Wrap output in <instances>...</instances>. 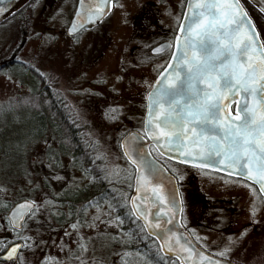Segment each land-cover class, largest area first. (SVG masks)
Returning a JSON list of instances; mask_svg holds the SVG:
<instances>
[{"label": "rangeland", "instance_id": "rangeland-1", "mask_svg": "<svg viewBox=\"0 0 264 264\" xmlns=\"http://www.w3.org/2000/svg\"><path fill=\"white\" fill-rule=\"evenodd\" d=\"M75 1L30 0L20 14L0 23V60L12 56L20 63L0 68V207L22 198L35 203L17 232L7 227V210L0 209V243L21 237L15 264H138L134 253H116L123 241L114 236L120 237L115 201H128L132 182L119 142L127 130L141 129L144 94L170 53L156 54L155 45L173 39L186 0H116L105 21L68 37ZM242 2L264 45V16ZM23 64L57 75L56 87L75 113L83 143L91 145L90 158L103 169L104 189L112 197L89 204L82 218L77 212L70 217L56 197L87 178L73 171L72 158L62 155L50 131L43 137L26 100L35 81ZM12 149L20 154L10 156ZM26 150L33 152L32 162ZM23 168H32V180L25 179ZM193 170L211 200L198 212L196 238L227 260L264 264V199L243 181H218ZM13 180L19 183L10 184Z\"/></svg>", "mask_w": 264, "mask_h": 264}, {"label": "water", "instance_id": "water-1", "mask_svg": "<svg viewBox=\"0 0 264 264\" xmlns=\"http://www.w3.org/2000/svg\"><path fill=\"white\" fill-rule=\"evenodd\" d=\"M29 1L30 0H0V9H3L2 14H0V23L21 9ZM247 1L264 15V0ZM111 2L112 0H76L74 11L66 27V33L72 36L89 26L97 24L109 11ZM195 3L214 4V16L205 12V15L200 18L199 25L193 24L192 32L189 33L187 31V26L192 24L190 16L194 14V8L192 6ZM101 9L103 11H101ZM201 11H203V9H201ZM210 23L214 24L215 27H209ZM189 36L194 41H203L204 45L200 46L198 43L196 47L189 48ZM217 43L220 44L221 48L227 46L232 49L231 56L225 57L228 62L224 64L223 67L219 66L221 61L211 58L216 55L215 46ZM245 45L248 46V51L246 56L241 57L238 53ZM157 49L161 50L162 47H155V53L159 52L156 51ZM182 51L187 54L189 63L185 64L184 68H179L177 67L176 57H179ZM206 62L211 65H216L217 67L210 71L205 70L203 72V82L197 81L196 87L211 93L209 102H213L217 96L223 97L221 100L222 107L219 112V119L215 123H217L219 127L224 128L229 125V116L227 113L230 112L232 116L236 115L237 104L242 99V95L237 96L230 107H224L228 105V97L231 93L220 87L222 84L220 73L228 72L236 78L241 79L242 82L247 81L249 83H251L252 78L258 80L261 76H264L263 43L253 20L240 0H186L183 15L174 36L170 57L144 94V129L146 132L151 133V135H149L150 140L163 156L188 164L215 169L232 176L241 177L255 184L259 192L264 196V182L257 183L254 182L253 179H249V175L258 180L259 176L264 174L259 171V169L264 167V161L256 158L258 155H262L259 152V148L264 147V137L260 135L259 131L254 132L252 135L257 147H250L248 149L245 156L247 163L244 165V168L241 169L239 165L235 164L231 167L226 166L231 153L225 152L222 153L221 157L209 158V150L215 148L217 144L226 147L225 142L220 140L219 135L213 137L210 134L211 129L206 131L203 135H200L199 128H196L195 135L189 133L183 137V152L192 153V156L186 157L180 154L175 144V136L178 132V128H165L159 125V121L163 120L165 117H176V111H173L169 107L172 99H179L182 104L188 103L191 99L196 102L197 106H203V99L199 97H190L185 81L188 69L198 68ZM210 84L214 86L212 89L208 88ZM165 86H167L168 95L165 96L164 100H162L158 106H155V112L153 114L154 105L152 101L156 98L157 91ZM247 103L250 108L255 109L257 120L264 123V120H261V117H264V103L259 102L257 97H248ZM233 104H235L234 108L232 107ZM172 107L176 108L178 106ZM195 110V108L192 109V111ZM201 111H203L202 107ZM187 119L190 118H186L185 120L184 130L186 132L188 129L193 128V125L187 123ZM150 121L151 126L149 127ZM161 132H165L168 136L173 138V147L170 148L167 145L166 136H160L159 139H152L153 135L159 136ZM136 135H138V132L132 130L123 136L121 146L125 152L130 151V146ZM161 145H163V147H161ZM221 158L224 159L225 164L216 163V160ZM241 163L243 164L244 161L242 160ZM131 204L135 212L137 207H143L145 210L143 213L145 218L141 219V221L145 228L157 239L161 252L165 255L176 257L180 264H238L207 253L195 245L191 246L182 242L173 233L155 194L144 178L137 181L135 192L131 198ZM33 208L34 203L28 198L15 201L6 213L10 225L17 230L20 229L25 217ZM156 211L160 213L159 217L153 216V213ZM155 219H159V227L155 225ZM165 221H167V223H165ZM13 247L16 248V253L21 247V242H15L9 245L2 254V257L9 259L8 253ZM169 248H171V251H169Z\"/></svg>", "mask_w": 264, "mask_h": 264}, {"label": "snow or ice", "instance_id": "snow-or-ice-1", "mask_svg": "<svg viewBox=\"0 0 264 264\" xmlns=\"http://www.w3.org/2000/svg\"><path fill=\"white\" fill-rule=\"evenodd\" d=\"M194 8V14L190 16V19L192 21V24L187 26V31L189 33L192 32V25H199L200 18L205 15V12H207L209 15L214 16L213 9L215 8L214 4H200L195 3L193 6ZM203 9V11H201ZM101 11H103L101 9ZM3 9H0V14H2ZM209 27H215L214 24L210 23ZM200 44V46L204 45L203 41L197 42L191 39V37H188V47L193 48L196 47L197 44ZM156 51H160V49H157ZM216 55L211 57L213 60L221 61L220 67H223L224 64H226L228 61L225 59L226 56H231L232 49L225 46L224 48L220 47V44H216L215 46ZM248 51V46L245 45L244 48L240 50L238 53L239 56L244 57L246 56V53ZM177 60V67L184 68L185 64L189 63L187 60V54L183 53L176 57ZM217 67L216 65L208 64L207 62L203 65H200L198 68L194 69H188L187 75H186V86L188 93L190 97H199L203 99L204 104L203 106H197L196 102L194 100H189L188 103L182 104L179 99H172L170 101L169 107L176 111V117L169 118L165 117L163 120L159 121V125H162L165 128L168 127H177L178 132L175 136V144L177 147V150L180 151L181 155H184L186 157L192 156V153H184L183 152V137L191 133L192 135H195L196 128H199L200 135H203L206 131H209L211 129L210 134L215 137L216 135L220 136V140L224 141L226 144V147H222L219 144L213 149L209 150L208 156L209 158H217L221 157L222 153H231V156L229 157L227 167H231L232 165H239L241 169L244 168V165L247 163V160L245 159V156L248 152V149L250 147L256 148V144L254 139L252 138V135L254 132L259 131L260 135L264 137V123H261L257 120V114L255 109L250 108L248 106V97H257L258 101L261 103H264V76H261L258 80L255 78H252L251 83L247 81H241V79L236 78L235 76L229 74L228 72H221L220 73V79L222 80V84L220 87L222 89L227 90L231 93V95L228 97V105H225L224 107H230L231 104L235 101L237 96L242 95V99L237 104V110L236 115L232 116L231 113H227L229 116V125L227 127L221 128L218 126L216 121L219 119V112L221 111V100L223 97L217 96L216 99L213 102H209L211 99V93L208 91H205L203 89L197 88L196 83L197 81L203 82V72L205 70L210 71L213 68ZM213 85H208L209 89H212ZM168 95L167 86L164 88H161L156 93V98L153 99L152 103L154 105L153 114L155 112V106H158L162 100H164L165 96ZM172 106H178L176 108ZM201 107L203 108V111H201ZM195 108V111H192V109ZM187 119V123L193 125V128L188 129L186 132L184 130V124L185 120ZM261 120H264V117H261ZM151 126V121L149 122V127ZM160 136H166L167 137V145L171 148L173 147V138L168 136L167 133L161 132L159 136L153 135L152 139H159ZM195 142V141H194ZM163 147V145H161ZM259 152L262 155H258L256 158L264 161V147L259 148ZM244 161L242 164L241 161ZM217 164H225V161L223 158L216 160ZM262 173H264V167L259 169ZM246 175H249L248 173H245ZM249 179H253L254 182L260 183L264 182V174L259 176V179L256 180L254 177L249 175ZM30 207V206H29ZM144 209L142 206L137 207L136 212L134 215H136L137 219H144ZM160 213L158 211L153 213L154 217H159ZM155 225L159 227L160 221L159 219H155L154 221ZM167 223V221H165ZM75 227V225L73 226ZM16 248L13 247L9 250V258L12 257V255L15 253ZM169 251H171V248H169Z\"/></svg>", "mask_w": 264, "mask_h": 264}, {"label": "trees", "instance_id": "trees-1", "mask_svg": "<svg viewBox=\"0 0 264 264\" xmlns=\"http://www.w3.org/2000/svg\"><path fill=\"white\" fill-rule=\"evenodd\" d=\"M241 1L248 3L246 0ZM27 5L28 3L13 15L20 14ZM250 6L252 5L250 4ZM12 64L16 65L20 63H15V61L11 60L10 65ZM23 68L35 81L31 84V93L26 96L28 98H26V100L31 101L28 103V106H30L34 114L32 117L41 122L43 134L47 131L52 133L53 138L58 141L62 155L69 154L72 158L70 167L73 168V171L80 172L82 177L89 178L90 180H100V182L104 181L105 183V175L103 169L100 167L98 159L92 160L90 158L92 153L91 145H88V143L87 146L84 145L82 134L80 133L81 129L75 126L77 122L75 113L71 110L68 103H66V99L61 94L60 90L56 87V85H58L57 75L52 72L44 74L31 65H24ZM43 137L47 138L48 136L44 134ZM37 139L38 138L33 139V141ZM34 143L35 146H37L36 144L38 141ZM19 152L20 151L12 149L8 153L10 156H18L20 154ZM25 153L29 156V160L33 158V152L29 153L28 150H26ZM30 162L32 161L30 160ZM23 169L25 171V179L32 180V170H30L32 168ZM14 182L17 181H9L10 184ZM45 186L47 187L49 185L46 183ZM111 194V191H105L102 192L101 195L96 196L92 184L90 183L89 186L84 184L76 188L73 187L65 190L62 195L56 197V202L59 204V207L67 208L70 212V217L77 212L80 214V218H82L81 215L89 204L98 201L101 197L111 199ZM116 197L118 198V196ZM10 206L11 204L9 201H5L0 209L3 211L8 210ZM115 212L116 219L120 221V237L114 236L116 239L120 238L123 241L121 248H119L116 253H134L138 264H165V259H171L161 252L156 240L144 231L139 220L132 214L128 201L126 202L124 199L121 200V198L115 201ZM4 219L6 225L9 226L5 216ZM122 259L129 260V257L123 255ZM177 262L176 260L175 264Z\"/></svg>", "mask_w": 264, "mask_h": 264}, {"label": "flooded vegetation", "instance_id": "flooded-vegetation-1", "mask_svg": "<svg viewBox=\"0 0 264 264\" xmlns=\"http://www.w3.org/2000/svg\"><path fill=\"white\" fill-rule=\"evenodd\" d=\"M115 3H116V0H112L109 11L97 24L89 26L72 36L75 37L76 35L84 31H87V30L89 31L97 27L103 21H105V19H107L110 16ZM75 4H76V1H75ZM185 4H186V1H185ZM185 4H184V8H185ZM66 35L69 37L67 33ZM173 39L171 41L169 39L167 40V42L163 41L165 42V46L164 48L161 49L162 53L165 52L167 54V52L168 53L170 52L167 56L166 63L172 52ZM161 50L159 52H161ZM11 60L15 61L16 59L13 58L12 56L7 59H1L0 68L6 65L7 63L10 64ZM234 106L235 104H233L232 107L234 108ZM132 130L137 131L138 135L134 137V140L132 141V145L130 146V151L125 152L121 146V140L125 134H127L129 131H132ZM125 134L120 139L119 147H120V151L122 152L124 158L129 163L130 168H131L132 182L129 187L130 190H129V195H128V203H129L132 214L134 215L135 211L131 204V198L135 192L137 181L141 178H144L147 181V184L152 190V192L155 194L160 204V207L162 208L165 214V217L169 225L171 226L173 233L185 244L187 243L191 246L195 245L198 248H201L202 250L206 251L207 253L215 255L211 251L207 250L195 236L194 228H198L200 226L198 221L201 220V218L197 216L198 212H200V210L206 207H209L208 204H210L211 200H210V197L209 198L207 197L208 194L203 193L201 185L198 182V177L194 173L193 169H198L200 170V172L207 171V174L210 175L212 179L218 180V181H224V179L243 181L252 187L256 197L259 200L264 199V196L259 192L257 186L246 179H243L238 176H232V175L226 174L224 172H221L215 169L193 165V164H188L185 162H181V161L174 160L169 157L163 156L156 149L153 142L150 140L149 135H151V133L145 131L144 124H143V118H142L141 129L131 128L127 130ZM168 163H172L174 167L176 166V168H172ZM90 183L92 184L93 191L96 194V196H99L101 195L102 192H105L104 181L100 182V180H90L89 178H87V181L85 182V184L89 186ZM95 202L96 201L92 203L95 204ZM134 216L136 217V215ZM5 218L7 219L8 224H9V226H7L8 228L16 232L21 230L22 227L17 230L10 225V222L6 214H5ZM138 220L141 223L144 231L148 235L152 236L145 228L141 219H138ZM152 237L157 242V239L154 236ZM15 242H21V247L18 249L15 255L9 259L2 257V254L5 252L7 247ZM22 247H23V241L21 240V237H18V238L9 237L5 241L1 242L0 243V264H15L13 263V261L16 259L17 255L22 250ZM215 256L224 258L218 255H215Z\"/></svg>", "mask_w": 264, "mask_h": 264}]
</instances>
